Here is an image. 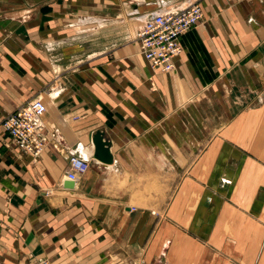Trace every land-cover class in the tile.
<instances>
[{"label":"crops","instance_id":"obj_1","mask_svg":"<svg viewBox=\"0 0 264 264\" xmlns=\"http://www.w3.org/2000/svg\"><path fill=\"white\" fill-rule=\"evenodd\" d=\"M190 1L0 0V264H133L154 246L152 220L137 211L139 178L167 177L172 146L185 144L177 141L185 115L204 112L225 84L229 94L230 83L254 86L264 73V0H198L203 19L180 37L174 69L152 71L135 41L139 23L131 35L124 19ZM35 98L47 104L38 157L1 126ZM263 104L232 110L248 114L256 136L221 155L229 158L230 264H264V153L238 155L234 145L264 148ZM96 129L110 141L113 167L84 150ZM73 154L90 166L69 189Z\"/></svg>","mask_w":264,"mask_h":264},{"label":"rangeland","instance_id":"obj_2","mask_svg":"<svg viewBox=\"0 0 264 264\" xmlns=\"http://www.w3.org/2000/svg\"><path fill=\"white\" fill-rule=\"evenodd\" d=\"M202 19L203 10L198 23ZM138 20L124 19L123 26L132 28L131 35ZM135 39L141 53L139 40L136 36ZM148 66L154 72L174 69L153 68L149 63ZM260 79L262 81L250 87L230 83L229 94L225 84L208 104L209 107L203 103L204 112L182 117L185 121L179 124L177 141L185 144H179L178 148L172 146V156L177 160L170 162L167 177L152 178L144 174L139 178L143 188L138 194L137 211L147 212L152 220L148 237L154 246L145 249L146 254L135 258L133 264H230L229 158H221V155L227 152L230 142L256 136L253 131L255 126L242 119L243 114L232 110L236 111L242 105H261L264 102V94L259 98L253 97L256 90L264 87V73L260 74ZM234 145L240 152L238 155L261 159L255 153H264L262 145L248 143L242 148L236 143ZM182 153L186 154L178 160ZM207 155H211V160L207 159ZM260 164L264 166V160ZM195 165L198 167L196 171ZM155 168L158 169L156 165ZM163 240L165 247L161 248Z\"/></svg>","mask_w":264,"mask_h":264},{"label":"built area","instance_id":"obj_3","mask_svg":"<svg viewBox=\"0 0 264 264\" xmlns=\"http://www.w3.org/2000/svg\"><path fill=\"white\" fill-rule=\"evenodd\" d=\"M202 17V8L197 0L183 7L161 9L148 13L139 21L135 36L139 40L141 54L153 68L170 71L174 59L182 50L180 37L195 27ZM46 104L35 98L18 107L2 121V127L11 142L22 153L38 157L44 151L48 140V130L43 121ZM54 136V132L49 133ZM67 180L76 184L79 176L87 171L90 162L79 154L70 155ZM33 264H52L46 258Z\"/></svg>","mask_w":264,"mask_h":264},{"label":"water","instance_id":"obj_4","mask_svg":"<svg viewBox=\"0 0 264 264\" xmlns=\"http://www.w3.org/2000/svg\"><path fill=\"white\" fill-rule=\"evenodd\" d=\"M90 139L93 144L92 157L104 164L112 163L113 156L110 151V141L105 136V132L101 129H96L90 134ZM63 186L72 189L74 187V182L65 180L63 181Z\"/></svg>","mask_w":264,"mask_h":264},{"label":"bare ground","instance_id":"obj_5","mask_svg":"<svg viewBox=\"0 0 264 264\" xmlns=\"http://www.w3.org/2000/svg\"><path fill=\"white\" fill-rule=\"evenodd\" d=\"M87 153H91L92 154V152H93V149H90V150H88V149H84ZM111 151V150H110ZM83 158V157H82ZM85 159V158H84ZM85 160H87V159H85ZM96 160V159H95ZM88 161V160H87ZM98 161V160H97ZM99 162V161H98ZM113 163H114V160L112 161V163H110V164H105L106 165V167H113ZM101 164H104V163H101ZM65 177V176H64ZM74 189V188H73ZM70 191V190H69Z\"/></svg>","mask_w":264,"mask_h":264}]
</instances>
